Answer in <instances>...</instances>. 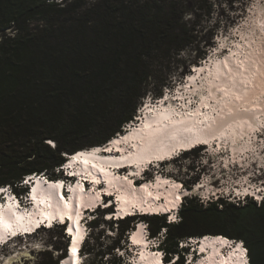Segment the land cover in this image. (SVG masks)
Returning <instances> with one entry per match:
<instances>
[{
  "label": "trees",
  "instance_id": "1",
  "mask_svg": "<svg viewBox=\"0 0 264 264\" xmlns=\"http://www.w3.org/2000/svg\"><path fill=\"white\" fill-rule=\"evenodd\" d=\"M214 1L0 0V187L18 189L33 174L58 178L56 168L67 155L102 147L124 133L150 92L155 100L170 89V76L154 75L156 63L200 44V24L185 17L202 11L210 20ZM197 182L183 185L192 189ZM183 200L175 223L158 215L107 223L120 230L124 252L126 233L142 220L168 261L179 256L182 264L190 251L182 242L212 235L242 241L249 264H264V199L241 204L220 198L207 205L194 197ZM68 242L43 252L39 264H59ZM86 248L87 243L84 255ZM112 256L91 264H127Z\"/></svg>",
  "mask_w": 264,
  "mask_h": 264
},
{
  "label": "rangeland",
  "instance_id": "2",
  "mask_svg": "<svg viewBox=\"0 0 264 264\" xmlns=\"http://www.w3.org/2000/svg\"><path fill=\"white\" fill-rule=\"evenodd\" d=\"M89 1L91 2L92 0ZM189 1L191 4H193V0ZM197 3H199L200 6H205L202 0H197ZM214 5V13L210 20L204 18V12L202 11L198 12V16L189 14L185 17L186 20H190L192 23L196 22L200 24L199 35L202 39L200 41V44L197 45L196 49L195 47L187 49L183 51L177 58L171 59V61L168 59L165 61H159V63H156L155 67L152 68L156 77H171L169 79V81L171 82V92L179 85H181L182 88L185 87L186 90H188L187 88L189 86L193 85L192 87H190L192 89L195 86L194 82L201 80H204V82L203 84H200L201 87L197 88H203L205 85L206 88L208 87V89H210L211 87H213L209 85L210 77L212 74L211 70H213V67H211L210 65L213 66L215 63V69L213 70V73H215V75L212 76L216 83V80H219V72L217 74V70L223 69V63H221L220 61L228 57L229 58L227 59V62L229 61L228 63L231 64L233 69H236V67L240 65L239 62L241 61L254 62L259 65L258 69L261 68L259 71L260 78L264 76V73L261 71L264 68V0H215ZM260 45L263 47V50L262 48L260 49ZM247 50L249 54L246 55L245 53L247 52ZM233 54L236 55V58L232 59L230 58V56ZM199 56H202V59H200ZM254 58H258L260 61H256L254 60ZM194 66L200 68V70L203 71L202 74L194 73ZM218 66H220L221 69H219ZM192 77H195L196 80L191 81L190 79ZM262 80L264 81V77L262 78ZM154 81V79L150 80V83H152L150 85L151 90H154ZM186 83L189 85L186 86ZM215 87L217 95L218 91L220 92V87L218 89L217 84L215 85ZM166 92L167 90H165V93ZM178 94L180 93H176L175 95ZM152 96V92H150L145 97V100L141 101V105H139L138 109L140 108V106L144 105L146 101L153 100ZM209 96H212V98L210 97L212 101V107L217 102L221 103L224 98V96L221 95L217 99V97L214 96L211 92L209 93ZM201 97L202 96H200V98ZM190 103L192 107L200 105L197 100H191ZM207 106H209L208 103ZM183 108H186L182 109L183 112H187L189 110L188 107ZM216 109L217 108H215V110ZM138 113L139 110L137 111V115ZM205 117H209V114L204 116V118ZM223 117V114L219 115V117L217 116L219 121H221ZM194 118L195 116L186 119L190 120ZM183 119L184 118H181V122H179L182 125H184L186 122ZM203 119H200L199 117V120L202 121ZM173 120H176V118H173L172 115H170V117H167L166 115L167 123L170 124V122ZM197 120L198 119H194V121ZM212 124V127H216L213 121ZM259 127L261 128H258L254 132H251L250 136L244 137L242 139L243 146L236 153L232 151L233 146H235L234 142V144L231 143V147H228L227 145H219L217 147L213 146L209 150L205 147L201 152L197 154H190L187 158H182L178 162L167 161L165 166H162L163 168L156 165L154 166V169L156 171L152 173H154V175H157V170L161 171V173L167 175L168 178L170 177L175 180V183H181L182 185L183 183H187L189 187L194 179H198L199 182H197L196 185L192 186V192L194 194H191L187 197H194L204 205H207L212 201H217L220 198L229 202L241 204L247 203L250 200H255L252 196L249 195L248 197V195H246L245 193L246 191H250L248 190L250 187L252 188L251 191H253L254 193L255 191L260 192L264 187V120L263 124L261 123ZM149 129H154V125H150ZM132 138L137 139V136H134L132 134V137L129 139ZM150 176L152 177V175ZM216 181L218 182L215 183L214 186H212L211 183ZM185 189L186 191L184 190V192L186 194L190 189H187L186 187ZM262 194H264V191L261 192V195L258 194V196L263 198L264 195ZM108 195L109 194H100L101 198ZM257 202L259 203V201ZM64 204V206L67 207L66 203ZM129 204L130 203L127 201H123L121 203V205L125 207H128ZM177 204L178 201L172 203L169 208H172L174 210V207H176ZM133 206L134 205H132V209ZM42 208V210L37 208V212L40 213V215H43L47 211V207ZM138 210L143 214L142 217H146V215H148L144 213L145 211H142L143 209L141 207H138L135 212L138 213ZM57 211L60 213L59 210ZM149 211L150 210H147L148 213ZM116 212L117 211H114V213ZM154 215L155 214H153V216ZM97 217L100 220V223L97 229L94 227V225L91 226L92 238L90 237L91 239L87 242L89 248L88 250L87 248L85 249L84 260L87 262V264H91L93 259H100L101 256H103L102 259L105 261L107 260V258L112 259V254L117 253V256L115 258L116 263H118V259L129 262L132 256L137 255L138 250L132 245H129L130 241H128L127 252H124L122 243L123 238L121 239L120 230L117 231L116 225H114V229L110 228L105 217L104 219H102L100 214H97ZM129 217H132V215L130 214ZM58 231V229H55L52 232H41L39 235L35 236L27 235L26 238H28L29 241L23 243L21 242L22 245L19 247L20 250H18V252L12 253V255H10L12 251L16 250L15 244L11 245L8 251L5 250L2 252V254L6 256L4 263L2 264H5L6 260L14 257V261L11 264H39V262L46 258V256L43 255V251H54L55 247L63 248L66 245L68 239L65 233L63 232L62 234H60ZM110 233H112L114 236H112ZM97 234H100L99 240H97ZM127 237L128 240H130L129 235H127ZM162 238L163 237L160 236V239ZM207 240L209 239L199 241L201 242V245H199L201 249L207 247L208 244L202 243L203 241ZM116 241L120 243V249L123 250L122 252L120 251V253L117 250V246L111 248L113 244L116 243ZM24 243L27 244V246H23ZM152 244L157 247L158 239L156 240L154 238ZM195 246H197V243ZM214 247L215 245L213 246V248ZM91 249H94V251H91ZM228 250V247L223 249L224 253ZM191 252L192 249H190V253ZM119 254H122L124 257L119 258ZM57 255V252L53 253L55 259L58 257ZM139 256L137 257V259L139 258ZM145 258L146 257L142 255L140 262H142ZM2 259L3 258L0 257V260ZM204 259L205 257H203V260H201L205 261Z\"/></svg>",
  "mask_w": 264,
  "mask_h": 264
},
{
  "label": "bare ground",
  "instance_id": "3",
  "mask_svg": "<svg viewBox=\"0 0 264 264\" xmlns=\"http://www.w3.org/2000/svg\"><path fill=\"white\" fill-rule=\"evenodd\" d=\"M261 48L263 50L262 46L260 47V49ZM243 53H245V52H243ZM245 54L246 55L249 54L248 50ZM228 58H226L222 61L227 62ZM230 58H232V59L236 58V55L233 54L230 56ZM240 60H241V58H240ZM254 60L260 61L258 58L257 59L254 58ZM222 61H220V62L222 63ZM238 61H239V59H238ZM228 62H227L226 66L223 63V69L222 70H217V74L219 72V80L218 81L216 80V83H215L214 78H213V76L215 75V73H213V70L215 69V63L213 66L210 65L211 67H213V70H211L212 74L210 77L209 85L213 86V87L208 89V96L204 98L205 101L209 104V106H207L208 108H210V112L208 113L209 117H205V118L203 117L204 119L202 118L203 119L202 121L199 120V116H195V118H194V119H198L197 121H194V119L188 120V119H186V117H181V118H184L183 120L186 121L185 124L182 125L181 123H179V122H181L180 121L181 118L177 119L176 115L173 114L172 112H170V110H168L166 107H163L160 112H158L160 109L159 110L158 109L153 110L154 113L158 112L155 115L157 117L154 120H152L153 117L145 116V114H144L145 110H144V111L138 113V115H137L138 117L136 118L134 123L128 125V127L125 128L124 133H121L120 135L116 136L114 139H112L108 144L104 145L103 147H99L100 151H102V152L104 151V153H106V152L109 153L111 151H112L111 153H113V152H123V153L129 152L128 155H123L119 158H113L114 162H117V161L125 162V161H127L125 158H129L130 156H133L134 154H136V155H134L133 158L128 159L127 162L129 164H135L138 167L139 166L143 167L139 173L129 172V176H128L127 180H125V181L114 179L112 177L107 176V179L110 183V186L114 187L116 189L115 192H118L120 194L119 197L121 198L122 202L127 201L130 203L128 205V207H125V206L119 207L117 210H113L112 213H107V214H109V215L115 214L114 211H117L118 213H120V212H124L128 209L130 211V208H132V205H134L133 210L135 211L138 207H141L143 209L142 211H145L144 213L148 214V215H146V217H148L149 215L152 217L153 214H155V215H161V214L171 215L172 211L176 210L175 207H174V210L172 208H169L171 206V204L175 203L177 201L179 203V201H181V200L183 201V199L185 197H187L191 194H194L192 192L193 189L188 190V192L185 194L184 191L179 190L180 186L177 187L178 183L171 181L170 185H168L166 183H169V181L161 179V178L159 179V183L156 185L154 183V176L152 174H151L152 177L149 175V178L151 179L152 184H149L148 186H144L142 189L134 188L131 181H134L137 178L136 176L141 174L144 171L145 163H151L153 158H158L160 161H163V160L164 161H169V160L174 161V158L171 157L170 154L173 153V151L175 149H177L178 147H182V146H186L187 144H191L190 142L195 143L196 145H205L206 148H208V146L209 147H211V146L217 147L219 145L220 146H222V145L226 146L227 145L228 147H231L232 146L231 143L234 142L235 144L234 143L233 144L235 146H233L232 151L234 153H236L243 146L242 139L244 137L250 136L251 132H254L258 128L259 129L261 128L259 126L261 123L263 124V120H264V81L262 80V78L264 76L262 78H260V76H259V71L261 68L258 69L259 65L257 63L249 62V61H247V62L241 61V62H239L240 65H238V67H236V69H233L231 64H229ZM236 64H237V61H236ZM194 67H195V69H194L195 72L197 70L196 74H198V73L202 74L203 71L200 70V68H198L197 66H194ZM218 68L221 69L220 66H218ZM228 69H231L232 71L229 72ZM261 71L264 73V68ZM253 73H254L255 79L253 78ZM190 80L194 81L196 79H195V77H192ZM201 81H197V85H200ZM252 82H254V83H252ZM194 84H195V86L192 89L190 87L193 85L189 86L188 88L186 87L188 89V92H190L192 94H193L194 89L197 88L196 82H194ZM216 84H217L218 89L220 87V89H219L220 92L218 91L217 95H216V90H215ZM184 88H179L176 93H181V91ZM210 92L214 96H216L217 99L221 95L224 96L221 103L217 102L212 107L211 106L212 96H209ZM180 96H181V94H180ZM175 100L177 101L178 99L176 98ZM168 102H169V100L168 101L164 100V105H166ZM144 105H142V106H144ZM215 108H217V109L215 110ZM249 111H251V112H249ZM221 114H223L224 117L222 118L221 121H219L217 116L219 117V115H221ZM166 115H167V117H170V115H172V117L173 118L175 117L176 120L171 121L169 124L166 121ZM182 115L184 116L185 113H182ZM252 117H254V119H252ZM189 118H192V117H189ZM212 121L215 123L216 127H212V125H213ZM204 122H206V123H204ZM150 125H154V129L150 130L149 129ZM221 125H224V127L221 128ZM213 130H215V136L210 134ZM259 131H261V130H259ZM132 134L134 136H137V139H133V138L129 139L132 137ZM135 141H136V143L130 144V142H135ZM205 141H207V143H205ZM127 143L135 147L136 151L134 153L131 150L124 147V145H126ZM237 146H239V147H237ZM181 149L185 150L183 148H181ZM95 153H96V151L95 152L91 151L90 153L87 152V153L81 155V156H83L82 160L85 161L84 162L85 165L86 164L96 165V167H98L97 165H100V167H101L102 163L100 161H98L97 159H93V158H95V157H93V155ZM97 169H90L88 167V165L85 166V168L80 167V166L78 167L79 172H81L84 175H86V174L93 175L97 179V181L100 182L101 179H100V176L97 174ZM130 170H132V169H130ZM126 172H128V171H126ZM146 174L147 173L142 174V176H146ZM144 182L148 183V180H144L143 183ZM217 182L218 181L211 183L212 186H214L215 183H217ZM79 187L80 186H77L75 191H78ZM183 188L185 189V187H183ZM263 188L260 192L255 191V193H254L253 191H251L252 188L250 187L248 189L250 191H246L245 194H247L248 197H249V195H251L254 198V197H257L258 194L261 195V192L264 191ZM36 190L40 191L39 196H41V198H39V197L36 198V200L38 201L36 203L38 206V209L42 210L43 209L42 207H47V211L43 215L48 217V214L56 212L59 214V216L61 217L62 220H67V217H66L67 215L73 219H77L81 215L84 216L86 213L89 212L90 206H92V207L100 206L101 205L100 201L101 200L104 201L105 196L103 198H101L100 194L107 195L102 190L99 192V194H94V193L82 194V192L80 193V191H79V206L80 207L78 209L77 202H75L74 198L70 200L71 201L70 203L66 202L67 207L62 205L63 204L62 201L57 198L58 194L60 193V190L56 191V185H52L48 188L43 187V186H37ZM144 190L146 192L150 193L149 195H151L152 197H153V195H157V196H160V198L158 199V201H152V199L150 197H147ZM178 196L180 197V200L176 199ZM99 197H100V199H99ZM50 199H51V201H50ZM32 205L33 204H31L28 213H26L27 216H30V215L37 216V212H35L33 210ZM7 207L8 208L6 210L0 211V225L5 224L6 226L9 227L8 229H11V228H13L14 224L15 225L18 224V220L24 218V215L22 213L18 214V211L15 210L11 204ZM70 207L72 208V211H67L68 208H70ZM167 207H168V209H167ZM105 208H107V206ZM57 210H59L60 213ZM147 210H150L149 213L147 212ZM160 210H163V211H160ZM138 212H139L140 216H143V214L140 213L139 210H138ZM130 214L134 215V213H128L127 218H129ZM43 215H41V216H43ZM12 216L14 217L13 219H12ZM113 217L114 216L111 215L107 219L111 218V220H112ZM20 222H21V220L19 221V223ZM83 222H84V219L81 221V223H83ZM3 226L4 225H2V228H0V232H1L0 235L6 236L7 230ZM21 230H23V227L21 228ZM9 232L14 233L15 231L9 230ZM145 233H146V229H145L144 221L141 220L138 222V224L135 226V228L132 230V232L131 233L129 232L127 234V235H129V237L132 238L131 239L132 242L136 241V242H134V244L132 246H135V245L138 246L139 242H141L143 240V235ZM13 236L15 239L16 236L15 235H13ZM26 236H27V234H26ZM206 236L217 237V236H212V235H206ZM204 237H200L198 240L195 241L197 243V246L201 245V242H199V241H202V239ZM20 238H24V235L21 236ZM222 238H224V237H222ZM70 239H72V237H70ZM82 239H83V234H80L73 241H71V248L68 249L69 254L67 255L66 258L62 259V260H65L64 264H73V262H75V259H73L74 261L72 262V257H71L72 252H73L72 249L73 248L77 249L79 247L80 241ZM207 239H209V238H207ZM203 240H206V239H203ZM216 241L217 240L209 239L207 241H203L202 243L208 244L207 247H210V246L213 247L218 242H222V243L226 242V240H224V239H219L217 242ZM75 245H76V247H75ZM206 248H203L202 250H206ZM213 249H214V252H213L214 254L213 253L210 254L208 258H206L205 255H203V257H205L204 260H207L210 263H213V259L215 257L216 249H215V247ZM142 250L145 252L144 249H138V253L136 255V258L139 255H141ZM145 257L146 258L142 262H140L141 261V259H140V261L137 262L136 264H156V261L160 260L159 257H157V256L154 257V254H149L148 256H145ZM14 258H10V259L6 260L5 264H11L14 261ZM77 259L78 258H76V260ZM248 259H249V257H248ZM4 260H5V258H3L1 261L4 262ZM202 260H203V258H202ZM1 261H0V264L3 263V262L1 263ZM171 261L172 262L170 264H174L172 259H171ZM209 262L207 264H210ZM232 263L234 264V261H232ZM235 264H244V257L242 256V250H239L238 261H236Z\"/></svg>",
  "mask_w": 264,
  "mask_h": 264
},
{
  "label": "snow or ice",
  "instance_id": "4",
  "mask_svg": "<svg viewBox=\"0 0 264 264\" xmlns=\"http://www.w3.org/2000/svg\"><path fill=\"white\" fill-rule=\"evenodd\" d=\"M222 63H224L225 66L227 65V62H226V61H222ZM228 71L231 72L232 70H231V69H228ZM165 99H167V97H165ZM146 106H147V105H146ZM252 119H254V117H252ZM223 127H224V125H221V128H223ZM210 134L213 135V136H215V130H213ZM48 143L51 145V147H53V148L56 147V144L53 143L52 141H48ZM205 143H207V141H205ZM73 159H75V157H73ZM93 167H96V165H93ZM98 171L103 172L104 170H103V168H98ZM126 178H127V177H125V179H126ZM25 183H28V181L25 180ZM62 186H63L62 183H57V184H56V187H57V188H60V187H62ZM177 187H179V185H177ZM69 190L72 191V189H69ZM61 198L63 199V197H61ZM13 199H14V198H13ZM176 199L179 200L180 197L178 196ZM255 199H257V200H261V199H264V198L257 196V197H255ZM19 206H20V205L17 204V207H19ZM3 207H4V206H3L2 204H0V208H3ZM169 219H170V220H175L176 217H175V216H173V217H169ZM12 235H15V233H13ZM4 239H5V238H4L3 236H0V241H4ZM134 242H135V241H134ZM237 248H238V250H242V256L244 257V264H249L248 255H247L248 252H249V249L246 248V247H244L243 242H242L240 245H238ZM72 251H73V253H75L76 249L73 248ZM155 255H156L157 257H159V256L161 255V253H160V252H157V253H155ZM156 264H161V261H160V260H157V261H156Z\"/></svg>",
  "mask_w": 264,
  "mask_h": 264
},
{
  "label": "clouds",
  "instance_id": "5",
  "mask_svg": "<svg viewBox=\"0 0 264 264\" xmlns=\"http://www.w3.org/2000/svg\"><path fill=\"white\" fill-rule=\"evenodd\" d=\"M10 188H13V187L10 186ZM90 237H91V236H90ZM90 237H89L88 240L85 242V245H86V243L90 240ZM235 243H237V245H240V244L242 243V241H235ZM243 245H244V243H243Z\"/></svg>",
  "mask_w": 264,
  "mask_h": 264
},
{
  "label": "water",
  "instance_id": "6",
  "mask_svg": "<svg viewBox=\"0 0 264 264\" xmlns=\"http://www.w3.org/2000/svg\"><path fill=\"white\" fill-rule=\"evenodd\" d=\"M70 246H71V241H70V243H69L68 249L70 248ZM67 253L69 254L68 250H67Z\"/></svg>",
  "mask_w": 264,
  "mask_h": 264
},
{
  "label": "built area",
  "instance_id": "7",
  "mask_svg": "<svg viewBox=\"0 0 264 264\" xmlns=\"http://www.w3.org/2000/svg\"><path fill=\"white\" fill-rule=\"evenodd\" d=\"M61 0H59V2H60ZM163 237V236H162ZM117 253H115V255H116ZM117 256V255H116ZM249 260V259H248Z\"/></svg>",
  "mask_w": 264,
  "mask_h": 264
},
{
  "label": "flooded vegetation",
  "instance_id": "8",
  "mask_svg": "<svg viewBox=\"0 0 264 264\" xmlns=\"http://www.w3.org/2000/svg\"><path fill=\"white\" fill-rule=\"evenodd\" d=\"M108 255V254H107Z\"/></svg>",
  "mask_w": 264,
  "mask_h": 264
}]
</instances>
